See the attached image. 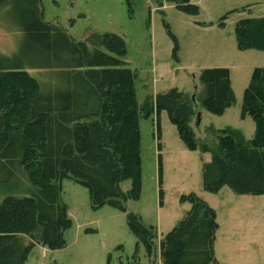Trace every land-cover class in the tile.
Segmentation results:
<instances>
[{"label":"trees","instance_id":"obj_1","mask_svg":"<svg viewBox=\"0 0 264 264\" xmlns=\"http://www.w3.org/2000/svg\"><path fill=\"white\" fill-rule=\"evenodd\" d=\"M157 1L197 9L190 0ZM41 14V0H0V21L19 37L13 54H0V190L8 193L0 201V264H27L35 246L65 247L71 220L60 198L64 179L88 190L92 209L107 204L126 212V201L140 193L139 120H158L162 112L188 149L200 144L210 153L202 169L206 191L225 186L236 195H264V67L253 70L241 106L242 118L254 123L253 137L225 128L214 130L212 145L201 144L190 128L193 104L177 89L137 104L119 36L90 33L75 41ZM234 37L240 51H264V17L240 19ZM200 82V107L222 115L234 102L228 70H203ZM24 180L28 193L9 194ZM124 181L131 182L126 193ZM184 199L191 208L163 236L161 264H217L214 210L193 194ZM127 224L150 253L153 227L132 213Z\"/></svg>","mask_w":264,"mask_h":264},{"label":"rangeland","instance_id":"obj_2","mask_svg":"<svg viewBox=\"0 0 264 264\" xmlns=\"http://www.w3.org/2000/svg\"><path fill=\"white\" fill-rule=\"evenodd\" d=\"M190 2L197 7L194 13L157 0H41L40 17L75 41H84L90 33L119 36L125 44L121 60L135 75L137 104L177 89L193 104L190 128L198 143L212 145L214 130L225 128L239 130L250 140L254 123L248 116L242 118L241 106L253 70L264 67V51H240L234 27L240 19L264 17V0ZM18 38L0 21V54H13ZM214 68L228 70L234 94V102L220 116L200 107L201 72ZM139 130L138 199L126 201V212L107 204L94 210L88 190L64 179L60 198L71 220L64 233L65 247L52 251L35 246L27 264H161V240L190 210L184 199L190 194L215 212L217 264H264V195H236L225 186L217 193L206 191L202 169L210 162V153L201 151L200 144L188 149L166 112L158 120L155 115L141 118ZM29 185L24 180L9 194H26ZM130 189V181L121 183L124 193ZM6 194L0 190V201ZM128 213L155 229L150 253L137 245L127 224Z\"/></svg>","mask_w":264,"mask_h":264},{"label":"water","instance_id":"obj_3","mask_svg":"<svg viewBox=\"0 0 264 264\" xmlns=\"http://www.w3.org/2000/svg\"><path fill=\"white\" fill-rule=\"evenodd\" d=\"M199 116V115H198Z\"/></svg>","mask_w":264,"mask_h":264}]
</instances>
